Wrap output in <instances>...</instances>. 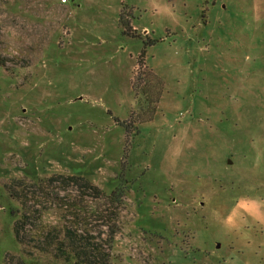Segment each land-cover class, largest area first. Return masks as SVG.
<instances>
[{"label": "rangeland", "instance_id": "1", "mask_svg": "<svg viewBox=\"0 0 264 264\" xmlns=\"http://www.w3.org/2000/svg\"><path fill=\"white\" fill-rule=\"evenodd\" d=\"M56 174L112 264H264V0H0V264H70L14 234L8 185Z\"/></svg>", "mask_w": 264, "mask_h": 264}, {"label": "trees", "instance_id": "2", "mask_svg": "<svg viewBox=\"0 0 264 264\" xmlns=\"http://www.w3.org/2000/svg\"><path fill=\"white\" fill-rule=\"evenodd\" d=\"M141 55L146 56L145 50L142 51ZM150 80L155 85L156 90H145L147 94H144L149 100V108L145 110L142 103L139 111L137 110L138 112L135 111L133 113L135 116L150 117L139 122H147L153 118L154 105L158 102L163 92L157 94L159 84L154 81V76ZM137 121L136 118L125 122L128 132L134 131ZM56 181H61V186H56L54 184ZM70 181L77 184L84 191L93 190L95 197H100L105 193L88 178L78 174L69 176L56 174L40 179L37 184H33L36 189L27 187V184H21L22 182L20 181L18 184L8 185L11 196L21 202V215L14 225L16 240L24 247H29L41 253L52 254L70 264H112V247L115 234L119 230V215L117 213L114 214L113 211H108V209L98 213L100 215L99 218L103 220V227L107 230H103L105 234H103L104 232L101 233V231L95 234L86 221L85 204L82 203L81 197L79 199L75 197L73 202H66L65 194H61L62 190H66V185ZM109 196L114 201H120L122 196L121 188H117ZM49 203L70 209L71 216L68 220L66 219L62 226H50L42 219V211L51 207Z\"/></svg>", "mask_w": 264, "mask_h": 264}, {"label": "built area", "instance_id": "3", "mask_svg": "<svg viewBox=\"0 0 264 264\" xmlns=\"http://www.w3.org/2000/svg\"><path fill=\"white\" fill-rule=\"evenodd\" d=\"M69 0H61V2L65 3V2H68Z\"/></svg>", "mask_w": 264, "mask_h": 264}, {"label": "crops", "instance_id": "4", "mask_svg": "<svg viewBox=\"0 0 264 264\" xmlns=\"http://www.w3.org/2000/svg\"><path fill=\"white\" fill-rule=\"evenodd\" d=\"M67 3V2H66Z\"/></svg>", "mask_w": 264, "mask_h": 264}]
</instances>
